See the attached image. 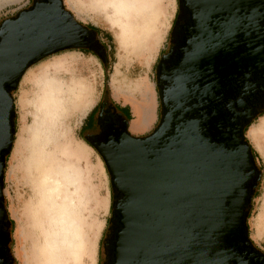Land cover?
Masks as SVG:
<instances>
[{
    "label": "water",
    "instance_id": "95a60500",
    "mask_svg": "<svg viewBox=\"0 0 264 264\" xmlns=\"http://www.w3.org/2000/svg\"><path fill=\"white\" fill-rule=\"evenodd\" d=\"M181 1L198 26L221 21L219 40L248 56L236 62L237 69L264 58V0ZM91 34L97 37L64 0H36L0 23V201L15 142L14 92L31 66L90 49ZM173 107L181 115L162 117L150 135L124 134L114 147L98 149L113 193L110 232L116 219L120 226L113 264H250L238 242L252 246L248 219L261 173L244 129L222 132L210 124L201 101ZM4 213L0 205V221ZM254 260L263 264L264 255Z\"/></svg>",
    "mask_w": 264,
    "mask_h": 264
},
{
    "label": "rangeland",
    "instance_id": "374dc122",
    "mask_svg": "<svg viewBox=\"0 0 264 264\" xmlns=\"http://www.w3.org/2000/svg\"><path fill=\"white\" fill-rule=\"evenodd\" d=\"M126 1L129 6L122 8L118 0L73 5L64 0L79 22L99 30L109 52L101 58L79 50L51 56L26 72L13 95L16 134L2 204L13 222L16 264H103L113 193L108 171L83 129L103 99L129 105L133 132L139 131L134 127L145 97L154 113L155 67L178 8L177 0ZM32 5L33 0H0V23ZM246 135L261 173L248 226L251 240L264 252V115ZM59 218L67 220L65 231Z\"/></svg>",
    "mask_w": 264,
    "mask_h": 264
},
{
    "label": "flooded vegetation",
    "instance_id": "af4514ba",
    "mask_svg": "<svg viewBox=\"0 0 264 264\" xmlns=\"http://www.w3.org/2000/svg\"><path fill=\"white\" fill-rule=\"evenodd\" d=\"M35 1L33 0V3ZM177 4L167 48L155 67L156 126L166 115H170L173 120L181 115L174 111V104L189 107L201 101L205 104L210 124L222 127L224 133L244 129L247 139L249 128L264 115V58L260 59L258 65H256L258 61L250 60L248 65L237 69L236 62L248 56L243 52L236 54L232 46H225L219 40L221 21L215 19L198 26L186 4L181 0H177ZM210 36L213 40H210ZM88 43L90 49L87 51L100 58V53L104 55L102 50L104 43L99 32L96 38L91 34ZM163 102L167 103L166 106ZM133 114V110L132 113L129 110V105L121 106L103 99L98 105V111L86 123L83 129L85 141L97 152L102 161L98 149L114 147L124 134L145 137L132 133ZM250 120L252 121L248 124ZM257 176L258 173L255 171L254 178L246 187L248 193L251 192ZM0 205L2 209L5 208L2 201ZM118 229L116 219L115 229L108 235L111 238L110 243L107 242V238L105 240L103 264H113V242ZM12 233L13 222L9 215L4 213L0 221V264H16L12 253ZM251 242L250 248L245 247L241 241L238 242V247L250 264H258L254 259L256 255H264V252L252 240Z\"/></svg>",
    "mask_w": 264,
    "mask_h": 264
},
{
    "label": "bare ground",
    "instance_id": "6f19581e",
    "mask_svg": "<svg viewBox=\"0 0 264 264\" xmlns=\"http://www.w3.org/2000/svg\"><path fill=\"white\" fill-rule=\"evenodd\" d=\"M68 1H71V2H73V1H75V2H81V0H68ZM92 1H95V0H92ZM114 1L115 0H113V3H114ZM118 3H119V6H121L122 8H124V7H128L129 5H128V1H126V0H118ZM115 4H116V2H115ZM115 4H113V6L115 5ZM113 14H114V12H113ZM115 16V15H114ZM61 64V63H60ZM46 68H48V67H46ZM118 78V77H117ZM47 81V80H46ZM117 81H119L118 79H116V85H120V82L119 83H117ZM50 86L52 85L51 83L49 84ZM56 85V84H55ZM62 86H63V84H61ZM80 85V84H79ZM72 86V85H71ZM40 87V86H39ZM52 88H54V87H50V89H49V91L52 89ZM55 90L53 89L50 93H52V92H54ZM49 93V92H48ZM76 93V92H75ZM53 94V93H52ZM46 96V95H45ZM74 96V95H73ZM77 96V95H76ZM48 97V96H47ZM44 99V98H43ZM143 100H146L147 101V103L145 102L144 104H142V105H140L139 107H138V110H137V118H138V121L140 122V123H137V125L135 126V127H137L138 126V124H141L142 126H144L145 124H146V122L148 121V118H149V116H150V113H152L151 112V109H152V106H151V102L150 101H148L147 100V98L145 97ZM44 102V101H43ZM49 104V103H48ZM58 104V103H57ZM151 117H152V115H151ZM153 118V117H152ZM37 119V118H36ZM141 128V127H140ZM50 135V134H49ZM55 137V136H54ZM41 140V139H40ZM46 140V139H45ZM53 140V139H52ZM49 144V143H48ZM63 172V171H62ZM55 178V177H54ZM46 184V183H45ZM42 185V184H41ZM56 190H58V189H56ZM61 191V190H60ZM67 193V192H66ZM51 194V193H50ZM56 194V193H55ZM52 199V198H51ZM65 199H66V197H65ZM68 199V198H67ZM63 201V200H62ZM68 201H70V200H68ZM64 202V201H63ZM49 205V204H48ZM60 219V218H59ZM61 220V219H60ZM71 220V219H70ZM69 221V220H68ZM72 221V220H71ZM60 223H61V230L62 231H65L66 230V228H65V226H64V224L65 223H67V220H65V219H62L61 221H60ZM70 223V222H69ZM55 224V223H54ZM79 225V224H78ZM77 225V226H78ZM80 228V227H79ZM68 229V228H67ZM82 229V228H81ZM80 229V230H81ZM68 232V231H67ZM80 232V231H79ZM62 233V232H61ZM71 234V233H70ZM78 234V233H77ZM79 235V234H78ZM64 236V235H63ZM78 238V237H77ZM76 238V239H77ZM66 239H68V238H66ZM79 239V238H78ZM64 241V240H63ZM53 242H55V241H53ZM72 242V241H71ZM74 242V241H73ZM60 243V242H59ZM53 244V243H52ZM65 244V243H64ZM69 245V244H68ZM72 247V246H71ZM73 248V247H72ZM69 250H70V248H69ZM77 251V250H76ZM76 255V254H75ZM53 256H55V259H57L56 258V255H53ZM73 257V256H72ZM54 258V257H53Z\"/></svg>",
    "mask_w": 264,
    "mask_h": 264
},
{
    "label": "crops",
    "instance_id": "0c3cea01",
    "mask_svg": "<svg viewBox=\"0 0 264 264\" xmlns=\"http://www.w3.org/2000/svg\"><path fill=\"white\" fill-rule=\"evenodd\" d=\"M70 4H74L76 3L75 1L71 2V1H68ZM156 108V107H155ZM155 111V110H154ZM152 114H153V118H148V121L146 122V124L144 126H142L141 124H138L137 127H134V128H137L139 129V131H132L133 134L137 135V136H141V135H145L147 134L148 131H151L155 128L156 124H157V116L155 113H153L152 111ZM138 123H140L138 121ZM141 127V128H140Z\"/></svg>",
    "mask_w": 264,
    "mask_h": 264
},
{
    "label": "trees",
    "instance_id": "16d2710c",
    "mask_svg": "<svg viewBox=\"0 0 264 264\" xmlns=\"http://www.w3.org/2000/svg\"><path fill=\"white\" fill-rule=\"evenodd\" d=\"M89 29H94V30H96L97 32H99V30L97 29V28H95V27H93V26H87ZM99 34H100V32H99ZM103 47L105 48V50H106V54L109 52V49H108V46L107 45H105V44H103ZM79 51H81V52H86V53H88V54H91V52H89V51H87V50H79ZM32 67V66H31ZM30 67V68H31ZM29 68V69H30ZM15 93V92H14ZM14 95V94H13ZM94 115V112L89 116L90 118H92V116ZM89 118V119H90ZM253 155H254V151H253ZM9 157V156H8ZM8 157H7V160H8ZM257 195H258V193H257V191H256V193H255V196H254V198L255 197H257ZM119 228H120V226H119Z\"/></svg>",
    "mask_w": 264,
    "mask_h": 264
}]
</instances>
